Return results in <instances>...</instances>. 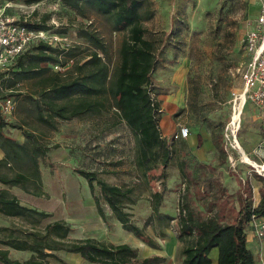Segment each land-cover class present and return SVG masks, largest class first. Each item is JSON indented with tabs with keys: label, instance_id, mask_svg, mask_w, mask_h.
Wrapping results in <instances>:
<instances>
[{
	"label": "rangeland",
	"instance_id": "rangeland-1",
	"mask_svg": "<svg viewBox=\"0 0 264 264\" xmlns=\"http://www.w3.org/2000/svg\"><path fill=\"white\" fill-rule=\"evenodd\" d=\"M4 1L17 18L40 22L46 17V42L74 53L69 56L64 51L58 55V62L46 63L49 70L45 76L60 72L61 78L67 79L74 61L80 58L83 62L88 58L85 54L92 47L79 36L80 26L93 29L102 38L108 50L105 60L110 72L116 70L120 44L127 31L117 28L105 13L91 6H84L82 13H78L61 0ZM259 8L255 0H148L142 6L144 36L153 40L156 48L152 95L160 102L159 129L170 147L165 163L162 151L156 149L153 158L140 164L137 136L120 119L109 94L90 96L103 99L105 105L99 113L55 118L54 127H50L36 119L35 107L29 98L35 96L45 81L26 79L8 88L3 81L5 76L0 75V97L12 99V109L5 116L9 122L4 127L5 134L25 142L23 129H26L49 146L47 154L38 159L46 196H35L19 186L0 182V188L8 189L22 204L48 212L44 217L0 212V249H8L13 259H27L32 253L30 250L14 249L1 240L8 234L22 236V230L43 232L45 225L54 220L69 223L65 240L91 236L105 243H136V236L122 228L103 198L100 203L104 219L98 214L94 194H100V188L94 181L92 191L77 169L94 171L108 183L132 189L130 196L134 203L125 199L124 209L157 242V248L149 253L160 257L155 264H182L180 250L184 243L177 238L178 207L182 200L201 216L220 211L226 217H233L242 195L250 194L252 205L257 204L255 201L264 187V169L245 162L237 148L241 146L250 159L264 165V134L260 130L258 110L251 101L244 105L234 136L225 126V151L213 145L205 161H198L191 153L190 137L174 138L173 134L179 125H187L190 134L201 132L210 137L212 130L228 124L232 91L241 88L240 71L249 58L243 37L254 26ZM148 11L151 14L145 17ZM62 35L68 39L61 43L54 39ZM12 123L20 127H13ZM20 169L28 170V165ZM155 191L162 194V199L159 214L151 215ZM248 246L253 245L248 243ZM55 253L68 264L79 262L78 255L64 249ZM138 254L141 256V252ZM255 254L254 264H264V254L263 258ZM44 263L64 264L52 257H47Z\"/></svg>",
	"mask_w": 264,
	"mask_h": 264
},
{
	"label": "trees",
	"instance_id": "trees-1",
	"mask_svg": "<svg viewBox=\"0 0 264 264\" xmlns=\"http://www.w3.org/2000/svg\"><path fill=\"white\" fill-rule=\"evenodd\" d=\"M64 5L82 13L84 6L94 7L105 13L119 29L127 31L119 48V63L111 73L105 60L108 50L105 42L93 29L80 26L79 36H82L92 47L86 52V58L74 61L71 75L67 79L61 78L60 72L53 76H45L49 70L48 62H58V55L64 48L52 46L48 42L32 43L16 58L13 65L3 69L4 82L8 88L26 79L39 78L45 84L29 96L35 107V117L38 121L54 127L55 118L70 119L84 114H97L104 108L103 99H91L90 96H105L109 94L113 99V106L120 119L136 134L139 146V162L146 164L154 157L156 149L162 151L163 162L168 161L170 147L161 135L159 118L161 115L160 102L152 95V74L155 69V42L144 36L142 25V6L148 0H61ZM150 11L145 17H149ZM29 27L47 29L46 17L40 22L26 21ZM73 56L72 51H65ZM102 55H101V54ZM65 65V61L61 62ZM1 77V76H0ZM1 98V97H0ZM3 98V97H2ZM9 122L0 110V182L5 185H16L25 192L35 196H46L40 176L39 157L47 154L49 146L29 130L23 129L25 142H19L4 132ZM18 127L16 123L11 124ZM222 124L216 131H211V141L221 152H224ZM20 127V126H19ZM190 135V133H189ZM188 135V137H189ZM187 138V137H186ZM203 139L197 134V144ZM225 159V156L222 160ZM28 165V170H21ZM18 168V169H17ZM4 169L14 170L12 173ZM150 169L147 168L148 173ZM88 182L93 191L94 181L100 188V194L95 195L98 214L104 219L105 213L100 198L109 205L113 215L120 222L122 228L133 233L149 245L157 247L155 240L144 232L143 227L134 223L131 213L124 209V200L134 203L130 196L131 188L111 184L99 178L94 171L77 169ZM151 202L152 214L158 215V206L162 199L159 191L154 192ZM239 207L233 217H226L216 211L201 216L190 209L183 200L178 207L177 238L184 245L180 250L182 264H211L210 252L214 247L218 249L217 264H254L255 257L247 246V226L252 214L260 215L264 211V187L260 191V199L252 205V197L240 196ZM0 212L7 215L44 217L48 212L32 206L22 204L21 201L6 188H0ZM3 229H5L3 227ZM70 225L65 220L48 222L43 232L34 229L21 231L22 236L8 234L1 242L17 250H30L27 259L20 261L8 255V249H0L2 264H45L47 257L55 258L68 264L60 258L55 250L64 249L66 252L77 253L89 263L97 264H155L160 257L151 255L140 258L137 249L129 243H105L91 236L65 240ZM52 236H49L51 235ZM48 237V238H47Z\"/></svg>",
	"mask_w": 264,
	"mask_h": 264
},
{
	"label": "built area",
	"instance_id": "built-area-1",
	"mask_svg": "<svg viewBox=\"0 0 264 264\" xmlns=\"http://www.w3.org/2000/svg\"><path fill=\"white\" fill-rule=\"evenodd\" d=\"M259 1V13L256 17L253 27L248 29L243 37V46L249 54L240 71L241 88L232 91V112L239 111V106H243L247 101H251L258 110L260 119V130L264 134V0ZM9 3L0 0V69H8L12 62H15L17 56L28 48L32 43L39 41H48L45 37L46 29L29 27L25 19L17 18L9 9ZM61 43L67 40V35L60 38L55 36ZM12 109L11 96L0 98V110L4 116L10 113ZM231 115V117H232ZM229 121L226 129L235 135L234 121ZM232 130V131H231ZM190 133L187 125H179L174 132V138H186ZM248 227L252 230L255 238L260 244H264V211L260 215L252 214Z\"/></svg>",
	"mask_w": 264,
	"mask_h": 264
},
{
	"label": "crops",
	"instance_id": "crops-1",
	"mask_svg": "<svg viewBox=\"0 0 264 264\" xmlns=\"http://www.w3.org/2000/svg\"><path fill=\"white\" fill-rule=\"evenodd\" d=\"M255 1H257L259 3L258 0H255ZM258 13H257V15H258ZM200 134L202 136V139H204V141H202V143L200 145L196 144V142H197V134H195V135L190 134L189 135L190 138H189L188 145H189V148L191 150V153H193V155L196 156L198 161H205L204 159H206V156L211 151V147L213 146V143H212L211 138H210L211 136L210 137H206L201 132H200ZM259 199H260V197L258 196L256 201H255V203H258ZM134 241L136 243H134L133 245L132 244H130V245L137 249V253L141 252V256H139L140 254H138V256L140 258L146 257V256H151V255H157V254H149L152 249L155 250V248H157V247H153V246L149 245L148 243H146L145 241H143L142 239L137 238V237H136V239ZM248 243H251L253 246L252 247L248 246ZM156 244H157V242H156ZM247 246L251 249V251L253 252V254L255 256H256L255 253H257L258 258H263L264 244H260L258 242V240L255 238L252 230L248 226H247ZM71 254L78 255V257H79L78 264H97V263H89L88 261L84 260L77 253H71ZM210 257H211V261H212L211 264H217V257H218V249H217V247H214L211 250Z\"/></svg>",
	"mask_w": 264,
	"mask_h": 264
},
{
	"label": "bare ground",
	"instance_id": "bare-ground-1",
	"mask_svg": "<svg viewBox=\"0 0 264 264\" xmlns=\"http://www.w3.org/2000/svg\"><path fill=\"white\" fill-rule=\"evenodd\" d=\"M243 106H239V111L238 112H235L232 117L230 115V119L229 121L231 122L230 124H232V122L234 121V126H232V128H234V130L237 128V122H240V116H241V112L243 110ZM232 131V130H231ZM237 148L238 150L241 152V155H242V159L245 161V162H248V163H251L253 165H255L259 170L261 169H264V165L262 164H258L256 163L254 160L250 159L245 153L243 150H241L240 146L237 145ZM260 167V168H259Z\"/></svg>",
	"mask_w": 264,
	"mask_h": 264
},
{
	"label": "water",
	"instance_id": "water-1",
	"mask_svg": "<svg viewBox=\"0 0 264 264\" xmlns=\"http://www.w3.org/2000/svg\"><path fill=\"white\" fill-rule=\"evenodd\" d=\"M241 150H244L241 146H240Z\"/></svg>",
	"mask_w": 264,
	"mask_h": 264
}]
</instances>
